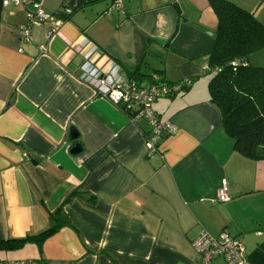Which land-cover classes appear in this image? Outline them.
I'll return each instance as SVG.
<instances>
[{"label":"crops","instance_id":"obj_1","mask_svg":"<svg viewBox=\"0 0 264 264\" xmlns=\"http://www.w3.org/2000/svg\"><path fill=\"white\" fill-rule=\"evenodd\" d=\"M64 0H42L57 12ZM264 23V0H229ZM91 0L46 37L21 41L31 5L0 12V238L35 236L60 209L67 221L19 249L37 264H202L192 242L226 229L249 264H264V160L239 153L209 101L208 0ZM44 43L40 51L38 44ZM147 86L190 79L152 109L176 126L147 155L150 126L78 77L82 52ZM249 63L264 67V50ZM152 76V77H151ZM78 133L70 138V131ZM79 143L81 151L73 154ZM225 184L230 199L216 201ZM213 264H225L217 258Z\"/></svg>","mask_w":264,"mask_h":264},{"label":"trees","instance_id":"obj_2","mask_svg":"<svg viewBox=\"0 0 264 264\" xmlns=\"http://www.w3.org/2000/svg\"><path fill=\"white\" fill-rule=\"evenodd\" d=\"M89 1L64 0L57 13L66 20ZM208 3L217 18L213 46L208 52L209 101L218 108L222 128L232 137L234 148L247 157L264 160V67L248 60L251 54L264 50V23L232 1L208 0ZM64 8H70V12L65 13ZM78 77L93 85L86 75L80 73ZM159 80L168 86L177 85L180 90L191 84L190 79L173 83L160 77ZM50 217L53 224L35 236L0 238V249H18L31 238L40 243L67 223L60 209L50 213Z\"/></svg>","mask_w":264,"mask_h":264},{"label":"built area","instance_id":"obj_3","mask_svg":"<svg viewBox=\"0 0 264 264\" xmlns=\"http://www.w3.org/2000/svg\"><path fill=\"white\" fill-rule=\"evenodd\" d=\"M69 1V0H67ZM31 5L27 10V21L18 27L21 41H32V28L46 24L48 27L46 37L55 34L63 18L59 13L46 12L42 7V0H2V6ZM123 0H110L107 12L112 10L122 11ZM65 13L70 12V8H64ZM40 51L45 50V44L37 45ZM92 51L81 54V63L78 70L86 75L93 83L97 94L107 98L112 103L120 105L121 108L131 113L133 119L143 117L150 126V133L145 138L146 154L150 155L158 149V143L164 133L171 134L176 130V126L170 121H160L152 109L155 99L169 96L180 91L177 85L168 86L159 80L157 75H153L152 81L147 86H141L133 79H120L118 67L116 65L97 66L91 60ZM230 195L225 184L221 185L217 191L216 201H227ZM192 247L200 257L202 264H213L217 258L222 259L225 264H249L244 255L243 245L239 239L223 229L216 236L203 231L193 242ZM0 264H37L33 259H11L0 260Z\"/></svg>","mask_w":264,"mask_h":264},{"label":"rangeland","instance_id":"obj_4","mask_svg":"<svg viewBox=\"0 0 264 264\" xmlns=\"http://www.w3.org/2000/svg\"><path fill=\"white\" fill-rule=\"evenodd\" d=\"M27 250L23 249H0V260L26 258Z\"/></svg>","mask_w":264,"mask_h":264},{"label":"water","instance_id":"obj_5","mask_svg":"<svg viewBox=\"0 0 264 264\" xmlns=\"http://www.w3.org/2000/svg\"><path fill=\"white\" fill-rule=\"evenodd\" d=\"M77 136H78V133L75 130L70 131V138L72 140L76 139ZM80 151H81V145L79 143H76L71 149V153H73V154H76Z\"/></svg>","mask_w":264,"mask_h":264}]
</instances>
